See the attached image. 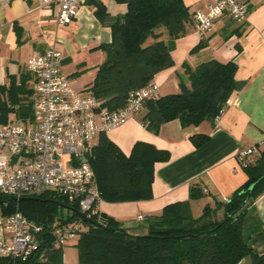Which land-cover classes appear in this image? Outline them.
<instances>
[{"label":"trees","instance_id":"trees-1","mask_svg":"<svg viewBox=\"0 0 264 264\" xmlns=\"http://www.w3.org/2000/svg\"><path fill=\"white\" fill-rule=\"evenodd\" d=\"M127 10L110 16L100 0H87L97 18L110 27L111 40L96 48L104 52L94 80L86 86L103 106L123 107L129 95L152 81L157 73L174 65L172 51L176 39L184 36L194 13L183 0H116ZM164 28L167 38L159 29ZM205 46L201 40L192 51ZM177 73L179 91L158 95L145 102L140 122L158 133L162 124L179 120L183 128L198 127L214 121L226 107L234 92L245 86L235 78L233 60L203 61L195 67L182 64ZM32 75L10 77L0 86V123L10 120L26 122L33 118L34 90ZM195 147L203 145L209 135L190 136ZM170 159L167 149L146 141H136L128 155L101 133L87 156L94 171L101 200L126 202L152 197L154 165ZM247 181L225 201L205 204L195 216L192 199L204 195L198 186L190 188L189 199L169 203L158 216L146 219L145 233L134 234L113 216L84 213L75 202L53 192L16 199L0 193V214L21 211L28 219L44 226L38 235L40 246L27 258H3L0 264H63V246H55L49 233L54 225L78 222L83 226L74 246L78 264H237L249 257L251 264H264V252L249 245L251 235L262 227L252 207L264 194V149L253 162H240ZM255 183L249 190V186Z\"/></svg>","mask_w":264,"mask_h":264},{"label":"crops","instance_id":"crops-1","mask_svg":"<svg viewBox=\"0 0 264 264\" xmlns=\"http://www.w3.org/2000/svg\"><path fill=\"white\" fill-rule=\"evenodd\" d=\"M209 1L183 0L192 13L205 11ZM240 1L249 8L244 22L222 15L200 39L192 21L186 34L175 41L174 65L154 77L160 96L176 93L179 91L177 73L183 72L184 62L193 68L210 59L233 60L237 66L235 78L244 81L245 86L230 96L216 120L192 128H183L179 120H171L162 124L158 133H153L140 122L144 107L135 118L105 132L126 155L138 140L170 152L168 161L154 165L150 199L98 204L100 211L108 212L121 224L130 221V227L137 231L135 234L145 233L146 219L158 216L165 205L189 199L192 186H198L204 193L199 199L190 200L192 212L197 216L205 204L214 205V200L223 202L248 179L237 155L264 138V0ZM100 2L110 16L127 10L125 3L116 0ZM158 32L167 38L164 28ZM110 40V27L97 18L90 3L79 8L72 23L59 25L54 4L39 8L36 0H0V86L7 85L11 76L19 79L22 74H30L25 69L27 60L53 46L64 55L63 71L72 85L85 89L104 60V52L96 47ZM201 40L205 46L192 51ZM30 85L33 87V77ZM198 132L208 134L209 139L195 147L190 136ZM256 157L253 154L251 159L254 161ZM248 207H252L262 222V227L251 235L249 245L262 253L264 194ZM139 215L142 220L138 219ZM63 264H78L77 255L72 252L64 255ZM237 264H251V260L245 257Z\"/></svg>","mask_w":264,"mask_h":264},{"label":"built area","instance_id":"built-area-1","mask_svg":"<svg viewBox=\"0 0 264 264\" xmlns=\"http://www.w3.org/2000/svg\"><path fill=\"white\" fill-rule=\"evenodd\" d=\"M36 2L39 8L56 5L59 25L72 23L79 8L87 4V0ZM248 13V5L240 0H210L205 11L194 13L193 22L203 39L222 15L242 23ZM63 59L62 51L50 46L26 62L25 69L33 77V118L0 123V193L20 199L53 192L89 214L101 201L94 171L87 161L92 146L101 133L135 118L145 102L157 98L159 86L153 79L132 92L123 107L111 109L89 90L72 85L63 71ZM260 149H264V138L241 150L238 161L253 162L251 156ZM138 219L143 217L139 215ZM82 228L74 221L54 225L49 233L55 246H64L76 240ZM43 231V225L19 210L0 214V259L27 258L39 248L38 235Z\"/></svg>","mask_w":264,"mask_h":264},{"label":"rangeland","instance_id":"rangeland-1","mask_svg":"<svg viewBox=\"0 0 264 264\" xmlns=\"http://www.w3.org/2000/svg\"><path fill=\"white\" fill-rule=\"evenodd\" d=\"M106 201H100L99 203H105ZM101 212L102 213H104V214H106V215H108V212H106V211H104V210H101ZM134 222V221H133ZM137 222V221H136ZM135 223V222H134ZM123 224V223H122ZM136 224H140V223H136ZM124 225V227L126 228V229H128L131 233H137V231L136 230H134V228H131L130 227V221L129 222H126V223H124L123 224ZM83 229V228H82ZM74 242H75V240H73V241H71V242H69V243H67L66 245H64L63 246V253H64V255H66L67 254V256H69V254H70V252H72L73 254H76L77 256H78V250H77V247L76 246H74ZM64 255H63V259H64Z\"/></svg>","mask_w":264,"mask_h":264},{"label":"water","instance_id":"water-1","mask_svg":"<svg viewBox=\"0 0 264 264\" xmlns=\"http://www.w3.org/2000/svg\"><path fill=\"white\" fill-rule=\"evenodd\" d=\"M255 183H252L250 186H249V190H251L253 187H254Z\"/></svg>","mask_w":264,"mask_h":264}]
</instances>
